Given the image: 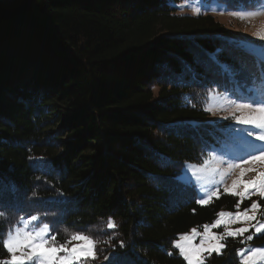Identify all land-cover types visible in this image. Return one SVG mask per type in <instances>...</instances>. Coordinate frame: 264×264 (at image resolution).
Segmentation results:
<instances>
[{
  "label": "trees",
  "instance_id": "trees-1",
  "mask_svg": "<svg viewBox=\"0 0 264 264\" xmlns=\"http://www.w3.org/2000/svg\"><path fill=\"white\" fill-rule=\"evenodd\" d=\"M184 1L0 3V234L38 215L58 241L76 231L97 241L86 264H187L178 236L235 211L224 192L198 205L179 176L230 140L207 121L212 95L264 100V59L213 13L179 14ZM241 240L203 264H239Z\"/></svg>",
  "mask_w": 264,
  "mask_h": 264
},
{
  "label": "snow or ice",
  "instance_id": "snow-or-ice-1",
  "mask_svg": "<svg viewBox=\"0 0 264 264\" xmlns=\"http://www.w3.org/2000/svg\"><path fill=\"white\" fill-rule=\"evenodd\" d=\"M199 14V13H197ZM240 19L253 18L261 13H230ZM258 38L264 40V32L258 34ZM211 111V109H206ZM236 113H239L237 115ZM236 124L246 126L247 136L260 143H250L249 147L254 149L239 162H230L227 168L208 169V161H202L192 171V176L197 180H203L210 185L204 190V195L196 199V203L206 206L215 197L220 198V187L224 184L226 177L232 171L239 168V178L232 181L230 188H224V192L237 197L234 205L235 211H220L217 218L211 224H204L203 232L196 228L190 230V234H182L174 242V248L179 250V255L187 264H203L201 254L215 252L221 254L226 247L223 243L227 238L244 237L245 233L254 229L256 235L264 234V218L258 217L262 208L259 201H252L250 205L241 210L245 200H252L258 196L264 200V170L257 171L253 165L257 162L264 164V100L252 101L235 105V111L230 113ZM229 117H225L228 119ZM248 172H255V178L246 180ZM195 212V210H193ZM5 213L0 212V217ZM264 216V214H261ZM248 224L250 227H239L233 230L230 225ZM223 226L222 234H217L212 229ZM108 228H114L115 222L111 219L107 222ZM200 237L199 244L193 243ZM247 241L254 239V235H248ZM243 243V240H241ZM97 241L83 231L66 234L62 242L57 240V234L49 223L41 221L40 216L31 215L28 219L20 218L19 226L10 228L7 232L0 234V246L7 252L8 258L0 259V264H86L88 260H95ZM171 255V253H169ZM240 258L239 264H264V247L256 249L237 250Z\"/></svg>",
  "mask_w": 264,
  "mask_h": 264
},
{
  "label": "rangeland",
  "instance_id": "rangeland-1",
  "mask_svg": "<svg viewBox=\"0 0 264 264\" xmlns=\"http://www.w3.org/2000/svg\"><path fill=\"white\" fill-rule=\"evenodd\" d=\"M262 10H264V4L257 11H248V10H239V9L228 10L226 6L223 4H216L214 8L207 10L201 7L200 2L197 0L194 1L186 0L178 5V13L181 15H198L197 13L207 14L210 12L213 13L218 19V21L221 22L226 27L227 35L231 38V40L237 42L239 45L243 46L244 48H246L251 52H254L260 58L264 59V40L258 38V34L264 32V14L256 15L253 18H246V19H240L230 14V13H261ZM241 103H249V102H235L226 95H216V94L212 95L211 102L208 104L207 107V109H211V111L208 112L210 113V116L207 119V121L225 124L226 127L224 129L230 132L231 137L228 142L220 145L216 151L208 153L202 160V161L207 160L209 162L208 163L209 171L211 170V168L214 167L220 169L227 168V165L230 162H239L241 158L245 157L250 151L254 150L249 147L250 143H257V144L260 143L258 141H254L253 138L248 137L246 126L236 124L235 121L230 116V113L235 111V105ZM236 114L239 115V113ZM225 117H229V118L225 119ZM201 162L185 163L183 170L179 176V179L183 183L192 186V191H195L197 198L199 196L204 195L205 189L210 188V185L206 184L205 181L197 180L194 176H192V171L195 170L196 167L201 164ZM244 167L246 168L253 167L257 171L264 170V164H260L259 162L253 165H244ZM239 172L240 169L237 168L234 171H232V173L228 177H226L224 184L220 187L219 195L222 192H224V188L231 187L233 180L239 178ZM255 175H256L255 172H248L245 176V179L252 180L255 178ZM252 201H259V203L262 205L260 213H258V217L264 218V216H261V214H264V200H261L258 196H253L251 202ZM243 209L244 208L241 207V210ZM221 211H230V210L223 209ZM211 223H207V224H211ZM230 227L233 230H235L238 229L239 227H250V225L235 224V225H230ZM193 228H196L198 232H203V227H193ZM190 230L182 234H190ZM212 231L217 234H222L224 231V227L221 226L219 228L212 229ZM248 235H254V239H255V237L260 236L262 234L256 235L254 229H251L250 227V232L245 233L244 237H237V238H242L244 242V247H242L240 250H246L249 248L256 249V248L264 247V244L262 243L259 245H253L251 242L254 239L251 241H247L246 237ZM199 242H200V237H197V239L193 241V243L195 244H199ZM223 243H225V241H223ZM207 255H209V253L207 252L201 254V260L203 261V263L205 262V258Z\"/></svg>",
  "mask_w": 264,
  "mask_h": 264
},
{
  "label": "water",
  "instance_id": "water-1",
  "mask_svg": "<svg viewBox=\"0 0 264 264\" xmlns=\"http://www.w3.org/2000/svg\"><path fill=\"white\" fill-rule=\"evenodd\" d=\"M10 1H13V0H0V3H7V2H10Z\"/></svg>",
  "mask_w": 264,
  "mask_h": 264
}]
</instances>
